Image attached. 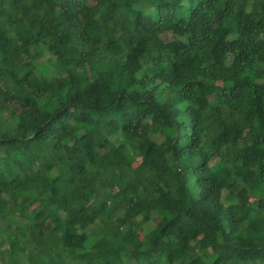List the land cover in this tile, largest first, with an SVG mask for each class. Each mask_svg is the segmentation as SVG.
Wrapping results in <instances>:
<instances>
[{
	"label": "trees",
	"instance_id": "16d2710c",
	"mask_svg": "<svg viewBox=\"0 0 264 264\" xmlns=\"http://www.w3.org/2000/svg\"><path fill=\"white\" fill-rule=\"evenodd\" d=\"M94 2L0 0V264H264V0Z\"/></svg>",
	"mask_w": 264,
	"mask_h": 264
},
{
	"label": "rangeland",
	"instance_id": "374dc122",
	"mask_svg": "<svg viewBox=\"0 0 264 264\" xmlns=\"http://www.w3.org/2000/svg\"><path fill=\"white\" fill-rule=\"evenodd\" d=\"M88 3H90V4H94L95 2H94V0H86ZM45 59H42L40 62H39V65L44 61ZM57 71L56 70H54V69H49V70H47V78H52V77H54V76H56L57 75V73H56ZM39 73V72H38ZM243 138H244V136H243ZM41 246H40V248H39V254H44V255H47V256H50V251H49V249H48V247H47V239H41Z\"/></svg>",
	"mask_w": 264,
	"mask_h": 264
}]
</instances>
